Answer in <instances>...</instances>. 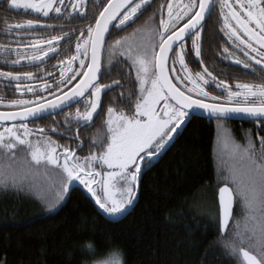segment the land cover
<instances>
[{"label":"snow or ice","instance_id":"1","mask_svg":"<svg viewBox=\"0 0 264 264\" xmlns=\"http://www.w3.org/2000/svg\"><path fill=\"white\" fill-rule=\"evenodd\" d=\"M147 3L148 0L135 3L133 0H108L107 6L95 20V26L89 25L86 34L81 31L76 43L78 55L71 57L66 68L71 71L72 63L79 59V67L87 68V71H71L68 76L61 71V80L57 84V88L63 92L60 85L71 84L78 76L83 77L69 90L70 94L63 92L56 102L49 100L47 103L39 96L36 100H14L9 106L17 107L20 111L0 112V122L21 121L0 131V187L7 190L11 186L19 190L29 180L33 168L38 170L41 167L54 166L61 177L56 200H63L71 185L78 181L91 194L103 213L109 217L119 216L137 198L138 180L142 171L150 169L153 161L165 151L193 110H204L217 120L240 115L254 118L264 125V83L238 82L234 91L231 85L220 81L216 87L222 88L226 93L227 101L224 103H205L203 99L193 98V94L207 98L209 93L201 84H208L206 76L213 81L215 77H212L207 68H204L203 73H196L195 77L188 74L185 45L178 42L184 41L186 35L194 36V54L198 58L201 56L198 43L201 30L199 26L206 15L211 14L212 3L211 0H189L187 4L177 5L176 9L171 2L168 3V19L165 21L163 15L161 16V30L155 34V42L150 40L144 44H133L130 37H125L116 40L111 46L113 54L120 49V55L130 62V70H135L139 93L131 114L122 109L107 108L106 139L99 143L92 142L94 147L98 146L97 152H91L83 158L69 148H63L60 152L58 150L61 146L43 128L34 130L28 127L29 119L34 121L44 114H52L56 109L63 110V106L71 101L83 103L84 110L78 108L73 117H66V124L74 120L78 126H88L93 121L94 114H97L102 104V93L113 87L101 84L97 79L100 71L99 53L106 43L105 34L109 32L110 25L115 28L126 26ZM219 4L223 22L221 31L246 58L234 59V62L253 75L257 73L255 66L259 65L261 79H264V0H219ZM82 5L83 0H11L10 8L25 11L30 9L48 17L52 12L61 16L65 8L69 7L71 11L68 16L72 18L75 13L83 15L80 11ZM185 18L186 22L177 30V25ZM117 20L118 23L113 24ZM37 26V22L33 20L14 25L5 22L6 34L9 35L14 30H30ZM66 36L69 34L53 36L43 42L49 45L47 50L41 47V41H37L31 45L37 49L31 55L17 51V59L12 64L18 65L25 59L31 63L42 62L49 53L57 51L56 45ZM176 47L181 49L179 53L176 52ZM0 48L8 51L3 45ZM89 48L91 62L86 63ZM223 52L226 58L231 56L229 48H224ZM170 53L174 58L169 56ZM176 59L186 73L184 77L177 75L176 80H187L191 84V87L185 85V90L173 83L169 74L175 72ZM0 78L16 81L19 90L22 80L31 81L34 76L31 72H0ZM113 84L119 86L120 82L114 81ZM50 87L45 85L44 90H49ZM23 91L35 93V89L27 85ZM211 99L219 101L220 98L213 96ZM67 130L71 131V128ZM51 131L56 133L55 128ZM248 135L251 136L250 133ZM33 136L36 137L35 140L32 139ZM221 142L228 160L231 161L221 162V182L224 186L219 188V205L223 246L237 259L238 264H264V137L259 138L257 147L256 141L251 138L246 144H240L225 132ZM18 151H26L27 156L19 158ZM93 185L97 187L94 188ZM236 202L245 211L243 224L237 221L230 225ZM103 264H121L120 254L112 253Z\"/></svg>","mask_w":264,"mask_h":264},{"label":"trees","instance_id":"2","mask_svg":"<svg viewBox=\"0 0 264 264\" xmlns=\"http://www.w3.org/2000/svg\"><path fill=\"white\" fill-rule=\"evenodd\" d=\"M111 93L101 97L111 100L104 108L120 107ZM216 122L191 117L142 171L137 200L117 221L102 216L82 188L56 200L61 177L48 167L33 168L19 190L0 187V264H92L113 252L123 264H238L223 246L216 209L212 218L201 204L205 191L216 196ZM98 150L78 148L81 155Z\"/></svg>","mask_w":264,"mask_h":264},{"label":"flooded vegetation","instance_id":"3","mask_svg":"<svg viewBox=\"0 0 264 264\" xmlns=\"http://www.w3.org/2000/svg\"><path fill=\"white\" fill-rule=\"evenodd\" d=\"M73 2H77V0H73ZM107 2L108 0H83V5L80 9V11L83 12V15L75 13L72 18H69L68 13L71 11L69 7L65 8L61 16H57L56 13L52 12L48 17H44L41 13H35L30 9L27 11L23 9L13 10L10 8L11 0H0V45L8 48V51H4L3 48H0V72H31L34 76V79L31 81L22 80L20 82L19 90L17 89L16 81L0 78V112L19 111V108L9 106L11 101L18 99L36 100L37 96H39L43 97L44 102H47L63 94V92H66L80 80L81 76H78L71 84L60 85L63 92L57 88V84L61 80V71H64L65 76L70 75L71 71H85L86 68L81 69L79 67V59L72 63L71 71L66 68V65L72 56L78 55L76 52V43L80 38L81 31L86 34L88 26H94L95 20ZM135 2L139 1L137 0ZM169 2H171L174 9H176L177 5L187 4L189 0H153L147 8L145 7V4L137 12V17H133V23H130L129 21L126 26H122L121 28L113 27L111 29L102 54V70L99 83L108 85L113 84L114 81L120 82L119 86H116L105 93L107 95L112 92L116 97L118 96L117 98L120 99V101L116 104L123 102L120 107L114 108L122 109L126 113L131 114V111L134 110L135 100L139 93V84L135 80V70H130L129 68L130 62L125 61L124 57L120 55V49H117L115 54H113L111 46L116 40H122L125 37H130V42L133 44H144L150 40L155 42V39H157L155 34L161 30V16L163 15L165 21L168 19L167 5ZM186 19L187 18L177 25V30L183 26ZM28 20L37 22L38 26L30 30H14L10 35L6 34L7 30L5 22L14 25L17 23H26ZM115 23H118V20ZM199 27L201 29L200 38L198 40L201 49V56L199 58L195 56L193 51L192 40L195 39L194 36H188L184 41L179 42L185 45V63L187 65L188 74L195 77L196 73H203L204 68H207L208 71L211 72L212 77H215V80L213 81L210 77L206 76L205 78L208 79L209 82L206 85L201 84V86L209 93V96L205 98L193 94L194 99H203L205 103L226 102V93L222 88L216 87V84L220 81L231 85L232 90L234 91L236 90L235 84L238 82L254 84L264 83V79H261L259 73V65L255 66L257 73L253 75L249 70L244 69L242 65H237L234 62V59L245 60L246 58L243 57L238 49L232 46L228 37L221 31L223 28V22L220 15L219 0H212L211 14L208 15L207 19L201 23ZM64 33H68L69 36H66L63 40L59 41L56 45L57 51L55 53H49L48 56L44 57L42 62L36 61L35 63H31L25 59L21 60V63L18 65L12 64V61L17 59V51H20L25 55H31L33 52L37 51V49L31 47V45L35 44L37 41H41V47L44 50H47L49 45L43 42H46L53 36H62ZM226 47L229 48L231 53V56L227 58L226 54L223 52ZM180 51L181 49L176 47V52L179 53ZM169 56L173 57V54L170 53ZM88 60L89 51L85 58V62L88 63ZM171 65L172 59L169 61V67H171ZM169 74L173 79V83H176L181 90H185V85L191 87V84L188 83L187 80L182 82L176 80L177 75L181 77L186 75L178 59H176L175 62V72H170ZM26 85L34 88L35 93L23 91ZM45 85L51 86L50 89L44 90ZM114 92H117L118 95ZM213 96L219 97V101H213L211 99ZM85 98H87V95H85ZM110 102L111 100L107 96L104 103L110 105ZM104 103L101 106L102 110L109 106L108 105L104 108ZM78 108L83 111L84 104L75 103L56 114L27 122L28 127L34 130L43 128L45 132L48 133V136L61 146L60 150H63V148H69L70 150L75 151L78 157H86L87 155H81L79 153L78 148H83L84 146L88 148L93 146L92 142L97 134L102 131L107 133V127L105 124L107 119V109L104 113L97 114L88 126H78L74 120L71 123L66 124L65 118L73 117ZM212 121H220L223 129L227 133L233 135L236 142L240 144H246L247 140L251 138L256 141L257 147H259V138L264 137V125H261L257 120ZM42 124L44 126H42ZM11 125L12 124L0 125V128L9 127ZM54 128L59 135L51 131ZM69 128H71V131L67 130ZM249 133L251 134L250 137L248 135ZM76 136L79 138H69ZM32 139L35 140L36 137L33 136ZM48 168L59 171L55 167L52 168L48 166ZM80 188L82 187L75 185L74 189L81 190ZM235 213L236 203L234 204L233 216Z\"/></svg>","mask_w":264,"mask_h":264},{"label":"rangeland","instance_id":"4","mask_svg":"<svg viewBox=\"0 0 264 264\" xmlns=\"http://www.w3.org/2000/svg\"><path fill=\"white\" fill-rule=\"evenodd\" d=\"M215 124L217 125V130H216L217 135H216V142H215V166H216V170H217V179H216L217 180V184L216 185H217V189H218V187L222 183L221 181L223 180L222 163L221 162L222 161H226L228 163H231V161L228 160V155L224 152V150H223V144L221 142L222 137H223V135H224V133L226 131L223 129V126H222V124L220 122H216ZM2 130H3V128H0V131H2ZM231 137L234 138L233 135H231ZM235 141H236V139H235ZM58 151L62 152V150H60V149ZM50 167L54 168V166H50ZM97 170H99V169H97ZM97 179H99V178H97ZM75 185L81 186L85 191H87V189L83 185L79 184L78 181L74 182L71 186H75ZM93 187L95 188L97 186L96 185H93ZM202 195L203 196H202L201 204L203 206V209L205 211H207V213L210 216H212V218H214L215 209L217 211V204L215 203V200H214L216 196L213 197V194H212L211 191H205L204 193H202ZM130 207H128V209ZM105 215H107V214H105ZM119 216H121V215H119ZM119 216H113L111 218H117ZM244 216H245V211H244L242 205L239 202H236V213L233 216V219L231 221V224H233V223H235L237 221H239L241 224H243ZM113 253H118V252H113ZM111 254L107 255L106 257H104V258H102V259H100L98 261H95L92 264H103L104 261H106V260H108L110 258ZM120 261H121V264H123L121 255H120Z\"/></svg>","mask_w":264,"mask_h":264},{"label":"water","instance_id":"5","mask_svg":"<svg viewBox=\"0 0 264 264\" xmlns=\"http://www.w3.org/2000/svg\"><path fill=\"white\" fill-rule=\"evenodd\" d=\"M135 1H137V0H133V2H135ZM150 1H151V0H149L148 3H149ZM148 3H147V4H148ZM211 3H212V0H211ZM107 4H108V2H107ZM107 4H106L104 7H106ZM103 9H104V8H103ZM103 9H102V11H103ZM207 17H208V15H206L205 19L202 20L201 23H203V22L207 19ZM97 18H99V16H98ZM115 22H116V21H114L113 24H115ZM94 26H95V23H94ZM94 26H93V27H94ZM112 28H113V27L110 25V27H109V32L105 34V40H107L108 35H109V33H110V31H111ZM188 36H189V35H186L185 38L188 37ZM178 43H179V42H178ZM104 46H105V45H104ZM103 50H104V48H103V49L101 50V52L99 53V58H100V71L97 73V79H98V81H99V78H100V76H101V70H102L101 68H102V54H103ZM169 55H170V54H169ZM90 62H91V49H89V60H88V63H90ZM85 71H87V68L85 69ZM82 78H83V77H81L80 79H82ZM78 82H79V81H78ZM78 82H77V83H78ZM108 85H113V87H112L111 89H113L114 87H116L114 84H108ZM74 86H75V84H74L72 87H74ZM72 87H71V88H72ZM71 88H70V89H71ZM70 89H68L66 92H69ZM111 89H109V90H111ZM109 90H106L104 93H102L101 97H102L107 91H109ZM69 94H70V92H69ZM62 95H63V94L59 95L58 97H60V96H62ZM85 95H87V93H86ZM58 97H56V98H54V99H51V101L56 102ZM81 99H83V98H81ZM45 103H47V102H45ZM75 103H76L75 101L68 102V104H66V105L63 106V110L66 109V108H68V107H70V106H72V105H74ZM69 105H70V106H69ZM19 111H20V110H19ZM50 111H51V110H50ZM59 111H61V109H56L55 112H53L52 114H56V113L59 112ZM13 112H15V111H13ZM52 114H44L42 117L49 116V115H52ZM193 116L202 117V118H205V119L210 120V121H212V120H217L216 118H214L213 116H211L209 113L205 112L204 110H199V109L193 110V111H192V114H191L190 117H189V119H190L191 117H193ZM42 117H41V118H42ZM39 119H40V118H39ZM189 119H188V120H189ZM36 120H37V119H36ZM188 120L185 122V124L188 122ZM226 120H227V121H229V120L233 121V120H256V119H254V118H247V117H243V116H240V115H234L232 118H230V119H226ZM30 121H33V120L29 119V121H27V122H30ZM34 121H35V120H34ZM13 123L18 124V123H21V121H19V120H17V121H4V122H0V125H7V124H13ZM185 124H184V125H185ZM184 125H182V127H181V129H180L179 131L182 130V128H183ZM172 142H173V140L169 143V145H170ZM169 145H168V146H169ZM168 146H167V147H168ZM167 147H166V148H167ZM139 178H140V177H139ZM222 186H224V185H223V184L220 185V186L218 187V189L216 190V204H217V212H218V226H219V231H220L221 235H222V232H221V209H220V205H219V188L222 187ZM72 187H73V186H71V188H72ZM71 188H70V190H71ZM138 189H139V180H138ZM86 193H87V196L91 199V201H93V203L95 204V201H94V199L92 198L91 194L88 193L87 191H86ZM137 195H138V191H137ZM136 200H137V198L135 199V201H134V203L131 205V207H130V208H129L124 214H122L121 216H119V217H117V218H111V217L105 215V213H103V211L100 210L96 204H95V206L97 207V210L99 211V213H100L102 216H104L106 219L111 220V221H117V220H119L122 216H124L125 214L128 213V211L134 206ZM233 209H234V207H233ZM230 222H231V221H230Z\"/></svg>","mask_w":264,"mask_h":264}]
</instances>
